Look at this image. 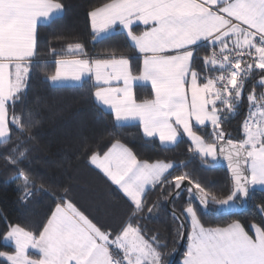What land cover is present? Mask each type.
<instances>
[{
  "label": "snow or ice",
  "instance_id": "6c2138e0",
  "mask_svg": "<svg viewBox=\"0 0 264 264\" xmlns=\"http://www.w3.org/2000/svg\"><path fill=\"white\" fill-rule=\"evenodd\" d=\"M63 10L60 0H0V160L17 171L24 204L48 186H37L20 167L36 123L16 107L26 99L38 56L37 26ZM88 15L93 40L119 27L139 54V67L134 72L130 58L115 53L89 58L81 43H72L67 58L44 73L51 85L83 88L90 81L95 102L115 126L134 122L161 149L187 137L188 151L202 164L226 162L229 191L218 195L188 173L173 174L171 162L141 159L120 139L103 149L84 144L86 165L126 204L125 219L90 218L64 187L48 193L52 207L34 230L7 225L2 239L13 250L0 251V264H169L167 241L145 226L144 214L159 208L147 199L156 189L164 200L187 194L183 211L171 213L178 221L173 244L186 239L181 264H264V203L257 205L261 223L248 228L238 220L217 227L202 222L232 215L257 189L264 192V0H106ZM134 25L144 28L137 32ZM250 79L241 135L234 139L223 125L237 113ZM136 83L150 85V97L138 99Z\"/></svg>",
  "mask_w": 264,
  "mask_h": 264
},
{
  "label": "trees",
  "instance_id": "16d2710c",
  "mask_svg": "<svg viewBox=\"0 0 264 264\" xmlns=\"http://www.w3.org/2000/svg\"><path fill=\"white\" fill-rule=\"evenodd\" d=\"M64 5L62 15L48 24L37 27V52L28 78L26 99L18 104L16 112L27 118L29 112L36 126L32 130L35 137L30 144L28 158L20 167L35 181L37 186H48V193L60 194L64 187H71L73 199L90 216L102 223L117 224L127 215L126 204L118 198L114 189L105 185L89 166L82 153V145L99 146L103 149L115 139L131 147L141 159L164 160L177 167L173 174L188 173L203 186L214 193L224 196L230 188V179L222 168L205 169L200 159L194 157L188 148L190 143L180 139L177 145L164 150L158 142H149L143 137L138 125L115 126L110 113L102 110L94 101L90 81L81 87L58 88L50 84L45 72H53L55 60L65 57L67 46L81 43L90 58L116 56L130 57L135 72L140 65L132 58L133 48L122 33H114L94 41L90 28L89 12L102 5L106 0H60ZM55 49V53L50 50ZM200 55L205 54L201 49ZM199 67V64H197ZM258 79V77L256 78ZM254 79L246 83L244 99L237 113L225 121L223 127L236 139L241 135V125L247 112V93L251 90ZM138 99L150 97L151 89L147 86H135ZM204 134V130H200ZM210 131V129H209ZM16 141V137L13 136ZM2 151V149H0ZM208 165V164H205ZM15 177V178H14ZM21 183L17 171L6 167L0 160V251L11 252L13 248L3 243V233L8 224H21L35 229L52 207L53 198L48 193H38L24 204L19 200L17 186ZM159 189L151 190L147 199L149 204L158 201L159 208L154 213H145V226L151 233L158 234L167 241L168 250L173 254L166 257L169 264L174 258L180 240H176L174 221L166 208L167 200L161 198ZM187 194L171 201L170 208L180 214L183 211ZM264 203V192L257 190L253 199L247 202V209L242 213L205 216L202 222L207 227L226 226L238 220L246 228L252 223H261V214L257 205ZM186 240L179 256L183 257Z\"/></svg>",
  "mask_w": 264,
  "mask_h": 264
},
{
  "label": "water",
  "instance_id": "95a60500",
  "mask_svg": "<svg viewBox=\"0 0 264 264\" xmlns=\"http://www.w3.org/2000/svg\"><path fill=\"white\" fill-rule=\"evenodd\" d=\"M200 164H201V166H202L203 168H205V169H217V168H222V169H224V170L226 171V173H227V175H228V177H229V179H230V174H229L228 169H227V167H226V162H224L223 160H220V161H218V162H215V163H213V164H211V165H209V164H208V165H205V164H202V163H200ZM186 183H187V181H185V184H186ZM171 201H172V200H167V202H166V208H167V210H168L170 213H172V210H171V208H170ZM246 209H247V203H245V204H243V205H241V206L235 208V209L233 210V213H242V212L246 211ZM219 215H221V214L209 215V216L217 217V216H219ZM185 240H186V239H184V240H180V242H179V246H178V249H177V251H176V253H175V255H174V258H173V260L171 261L170 264H176V263H177V261H178V259H179V256H180V254H181V252H182V249H183V246H184Z\"/></svg>",
  "mask_w": 264,
  "mask_h": 264
},
{
  "label": "crops",
  "instance_id": "0c3cea01",
  "mask_svg": "<svg viewBox=\"0 0 264 264\" xmlns=\"http://www.w3.org/2000/svg\"><path fill=\"white\" fill-rule=\"evenodd\" d=\"M61 15H62V13H60L59 15L54 16L53 19H54V18H57V17H59V16H61ZM53 19H52V20H53ZM49 22H50V21H48V22L40 21L39 24H38V26L48 24ZM38 26H37V27H38ZM133 27H134V29H135L137 32L142 31L143 28H144L143 25H134ZM90 28H91V22H90ZM114 33H122V34L126 37V35L124 34V32H123L119 27H117L113 32H111V33L105 35L104 38L107 37V36H109V35H111V34H114ZM126 39H127V38H126ZM127 41H128V40H127ZM128 42H129V41H128ZM134 52H135V54H134L133 56H131V57H132V58H135V59H138L139 62L141 63V60H140V58H139V54H138L136 51H134ZM89 58H90V57H89ZM128 58H130V57H128ZM50 84H51V83H50ZM135 86H147V87L150 88V85H144V84H142V83H136V84H134L133 88H134ZM94 101H95V100H94ZM95 103H96V102H95ZM96 104H97V103H96ZM97 106H99L102 110H104V111L110 113L109 110H105V109H103L100 105L97 104ZM110 114H111V113H110ZM125 125H136V124L133 122V123L125 124ZM141 133H142V131H141ZM183 138L186 139L185 137H182L181 139H183ZM157 142H158V141H157ZM158 144H159V142H158ZM257 190H258V189H257Z\"/></svg>",
  "mask_w": 264,
  "mask_h": 264
},
{
  "label": "rangeland",
  "instance_id": "374dc122",
  "mask_svg": "<svg viewBox=\"0 0 264 264\" xmlns=\"http://www.w3.org/2000/svg\"><path fill=\"white\" fill-rule=\"evenodd\" d=\"M103 108V107H102ZM103 109H105V110H108L107 108H103ZM186 138V140L188 141V139H187V137H185ZM158 141V140H157ZM189 143H190V141H188ZM259 190V189H258ZM3 243L5 244V245H8V246H11L12 248H13V246L11 245V243L10 242H4L3 241ZM185 247H186V245H185ZM183 258V257H182ZM182 258L179 260V262H178V264H181V262H182Z\"/></svg>",
  "mask_w": 264,
  "mask_h": 264
},
{
  "label": "built area",
  "instance_id": "2783aa9c",
  "mask_svg": "<svg viewBox=\"0 0 264 264\" xmlns=\"http://www.w3.org/2000/svg\"><path fill=\"white\" fill-rule=\"evenodd\" d=\"M250 81H251V79L248 82H250Z\"/></svg>",
  "mask_w": 264,
  "mask_h": 264
}]
</instances>
